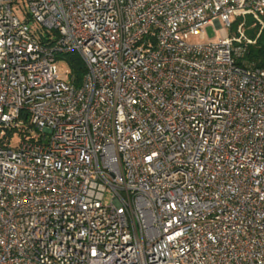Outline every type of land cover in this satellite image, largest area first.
Listing matches in <instances>:
<instances>
[{
    "label": "built area",
    "instance_id": "built-area-1",
    "mask_svg": "<svg viewBox=\"0 0 264 264\" xmlns=\"http://www.w3.org/2000/svg\"><path fill=\"white\" fill-rule=\"evenodd\" d=\"M25 1L0 0V264H264V70L237 63L264 0Z\"/></svg>",
    "mask_w": 264,
    "mask_h": 264
},
{
    "label": "trees",
    "instance_id": "trees-1",
    "mask_svg": "<svg viewBox=\"0 0 264 264\" xmlns=\"http://www.w3.org/2000/svg\"><path fill=\"white\" fill-rule=\"evenodd\" d=\"M257 31L250 40H255V44L244 45V52L237 63L241 66H250L264 70V31L256 38ZM58 60H63L69 66V79L76 87L80 86L85 74V66L79 55L70 53L61 55Z\"/></svg>",
    "mask_w": 264,
    "mask_h": 264
},
{
    "label": "rangeland",
    "instance_id": "rangeland-1",
    "mask_svg": "<svg viewBox=\"0 0 264 264\" xmlns=\"http://www.w3.org/2000/svg\"><path fill=\"white\" fill-rule=\"evenodd\" d=\"M12 12L14 15H16L19 19H24L25 14L27 12V3L25 0H15V4L12 5ZM240 19H237L231 26V28H226L227 35L229 37H236V26L240 23ZM32 29H36L35 25H30ZM243 31L245 33V36L247 38H252L254 37L257 27L255 26V23L250 17H247L245 19V26L243 27ZM205 36L209 40H217L220 37L219 30L215 27V25H210L209 27L206 28L205 30ZM58 73L61 77L62 80L67 81L68 76L66 74V70H69V66L67 65L66 62L63 60H58ZM109 195L106 196L105 198V204L109 202Z\"/></svg>",
    "mask_w": 264,
    "mask_h": 264
}]
</instances>
